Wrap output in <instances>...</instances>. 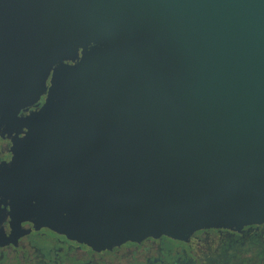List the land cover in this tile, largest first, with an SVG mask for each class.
<instances>
[{"label":"water","instance_id":"water-1","mask_svg":"<svg viewBox=\"0 0 264 264\" xmlns=\"http://www.w3.org/2000/svg\"><path fill=\"white\" fill-rule=\"evenodd\" d=\"M0 125L57 233L264 229V0H0Z\"/></svg>","mask_w":264,"mask_h":264},{"label":"flooded vegetation","instance_id":"flooded-vegetation-1","mask_svg":"<svg viewBox=\"0 0 264 264\" xmlns=\"http://www.w3.org/2000/svg\"><path fill=\"white\" fill-rule=\"evenodd\" d=\"M9 126V125H7ZM6 126V127H7ZM0 125V264H264V229L99 248L47 229V180L20 170ZM2 130V131H1ZM14 139V133H13Z\"/></svg>","mask_w":264,"mask_h":264}]
</instances>
